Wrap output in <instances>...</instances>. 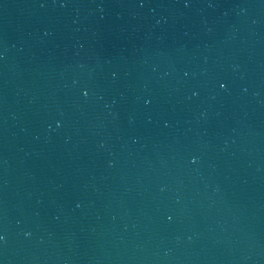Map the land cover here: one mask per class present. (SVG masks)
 <instances>
[{
    "label": "water",
    "instance_id": "95a60500",
    "mask_svg": "<svg viewBox=\"0 0 264 264\" xmlns=\"http://www.w3.org/2000/svg\"><path fill=\"white\" fill-rule=\"evenodd\" d=\"M0 234V264H264V0H0Z\"/></svg>",
    "mask_w": 264,
    "mask_h": 264
},
{
    "label": "clouds",
    "instance_id": "9594fccd",
    "mask_svg": "<svg viewBox=\"0 0 264 264\" xmlns=\"http://www.w3.org/2000/svg\"><path fill=\"white\" fill-rule=\"evenodd\" d=\"M193 95H195V93H193ZM59 124V122H57ZM77 207H79V205H77ZM25 235H29V233H25ZM5 239L4 235L3 234H0V241H3Z\"/></svg>",
    "mask_w": 264,
    "mask_h": 264
},
{
    "label": "snow or ice",
    "instance_id": "6c2138e0",
    "mask_svg": "<svg viewBox=\"0 0 264 264\" xmlns=\"http://www.w3.org/2000/svg\"><path fill=\"white\" fill-rule=\"evenodd\" d=\"M219 87H220V88H225L226 85H225L224 83H220V84H219ZM85 95H86V93H85ZM193 162H194V161H193ZM169 219H171V217H169Z\"/></svg>",
    "mask_w": 264,
    "mask_h": 264
}]
</instances>
